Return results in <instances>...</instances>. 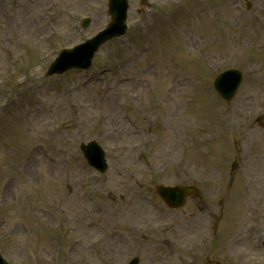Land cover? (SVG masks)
I'll use <instances>...</instances> for the list:
<instances>
[{
  "label": "rangeland",
  "instance_id": "rangeland-1",
  "mask_svg": "<svg viewBox=\"0 0 264 264\" xmlns=\"http://www.w3.org/2000/svg\"><path fill=\"white\" fill-rule=\"evenodd\" d=\"M128 1L125 36L88 72L46 79L106 26L107 0H0V254L264 264V0ZM228 68L244 79L225 104L212 82ZM90 140L105 174L78 150ZM179 184L200 194L172 211L154 189Z\"/></svg>",
  "mask_w": 264,
  "mask_h": 264
},
{
  "label": "water",
  "instance_id": "water-1",
  "mask_svg": "<svg viewBox=\"0 0 264 264\" xmlns=\"http://www.w3.org/2000/svg\"><path fill=\"white\" fill-rule=\"evenodd\" d=\"M127 9V2L126 0H111V14H112V23L108 26V28L99 35V39L105 41L109 38L120 34V32H117L115 28H121L122 23L125 19V11ZM99 39H96L92 42V44L95 43L93 48L98 46L101 41ZM91 45V44H89ZM83 47L79 46L76 47L73 52L78 53L80 52ZM92 48V49H93ZM92 50L90 51V53ZM72 65H69L67 68H71ZM241 81V75L237 71H227L217 77L216 80V86L215 88L217 91L225 98L230 99L233 94L235 93L239 83ZM93 148V145H89L86 149V151H91ZM95 161L97 165L101 166V169L104 170V162L101 158V153L97 151V155L95 156ZM158 193L162 196L164 201L172 207H178L181 205V201H183L185 197V190L177 189V188H160L158 189ZM138 261L136 259L130 261L128 264H137ZM0 264H6L2 258L0 257Z\"/></svg>",
  "mask_w": 264,
  "mask_h": 264
}]
</instances>
